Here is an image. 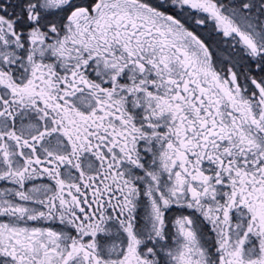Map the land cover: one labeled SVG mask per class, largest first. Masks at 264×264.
I'll return each instance as SVG.
<instances>
[{
	"label": "snow or ice",
	"instance_id": "obj_1",
	"mask_svg": "<svg viewBox=\"0 0 264 264\" xmlns=\"http://www.w3.org/2000/svg\"><path fill=\"white\" fill-rule=\"evenodd\" d=\"M0 264H264V0H0Z\"/></svg>",
	"mask_w": 264,
	"mask_h": 264
}]
</instances>
